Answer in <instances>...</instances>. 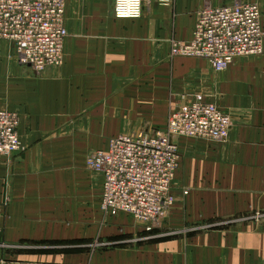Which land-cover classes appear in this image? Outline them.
<instances>
[{"label": "crops", "instance_id": "crops-1", "mask_svg": "<svg viewBox=\"0 0 264 264\" xmlns=\"http://www.w3.org/2000/svg\"><path fill=\"white\" fill-rule=\"evenodd\" d=\"M255 1L264 28V0H144L137 19L115 17L114 0H67L64 61L41 73L0 40V106L21 116L25 147L0 155V264H264V221H225L264 209V53L221 72L170 56L172 39L192 38L204 4ZM196 92L233 124L224 142L178 139L175 181L192 191L182 200L174 184L178 200L160 229L183 233L119 237L89 251L88 237L109 231L88 227V212L97 214L88 152L121 133L164 130L170 109Z\"/></svg>", "mask_w": 264, "mask_h": 264}, {"label": "built area", "instance_id": "built-area-1", "mask_svg": "<svg viewBox=\"0 0 264 264\" xmlns=\"http://www.w3.org/2000/svg\"><path fill=\"white\" fill-rule=\"evenodd\" d=\"M169 5L174 0H156ZM144 0H114L120 19L142 16ZM67 0H0V40L14 45L16 60L36 73L64 61L69 35ZM264 52L262 13L256 2L204 4L196 13L190 40L172 39L170 56L208 60L221 72L239 57ZM18 112L0 106V155L10 156L25 147ZM231 116L203 93L189 96L168 117L155 138L147 133H121L109 138L107 148L87 156L89 170L103 178L100 209L107 216L126 214L144 224L148 232L162 228L178 200L174 181L181 164L178 144L171 136L208 141L228 138Z\"/></svg>", "mask_w": 264, "mask_h": 264}, {"label": "rangeland", "instance_id": "rangeland-1", "mask_svg": "<svg viewBox=\"0 0 264 264\" xmlns=\"http://www.w3.org/2000/svg\"><path fill=\"white\" fill-rule=\"evenodd\" d=\"M157 2L160 3L159 1H157ZM160 4H162V3H160ZM257 4L261 8V5L258 2H257ZM162 5H164V4H162ZM261 9L263 10V8H261ZM262 17H263V13H262ZM200 93H202V92H200ZM220 108L224 112L228 113L232 119L231 113H229L226 109H223L222 107H220ZM171 110L172 109H170V111ZM170 111H169V114H170ZM169 114H168V117H169ZM166 121H168V119ZM232 124H233V120H232ZM229 136H230V134H229ZM229 136H228V138H229ZM180 138H185V137H180ZM228 138L221 140L219 142H224V141L228 140ZM196 140H199V139H196ZM205 141H208V140H205ZM216 142H218V141H216ZM93 151L94 150L88 152V155ZM181 158H182V156H181ZM85 167L88 170V178H89V183H90L89 186L92 187V193L88 194V208L92 209L94 212L97 213V214H95V213L88 212V227H95L97 231H100L99 228L107 225L108 231H109L108 235H105V236H101L100 234H96L92 237H88V250L89 251H92L95 249H100V248H107L108 245L112 247V246H114V245H111L112 240H115L119 237H126V236H137V237L142 236V237H145V236H148V235L154 234V233H156L162 237H165V236L169 237V236H174V235L180 236V232L183 233V231L180 230L179 228L178 229L171 228L170 230L163 228V229H157L158 231H156L154 229L153 231L148 232L145 230L144 224L141 223L143 225V228H144L143 229L141 226L136 225L133 221H131L129 218H127L126 215H124V214H118L116 216H107L101 211L103 213L102 214L99 211L100 197H101L100 191H101V182H102L101 177L102 176L98 173H95V172L89 170L86 165H85ZM174 184L176 187V191L177 190L179 191V195L182 198V200L184 198L188 197V195L192 191V188L187 187V186L177 187L178 183H176V181ZM66 198H68V197H66ZM62 202H64L63 199H62ZM175 203H177V201ZM175 203L172 205L171 208H173ZM171 208H170V210H171ZM170 210H169V212H170ZM232 220L233 221L238 220V221H244V222H253L256 224H260L261 222L264 221V209L258 208L256 210H253L251 213H247L246 215H243V217L225 218L226 222L232 221ZM135 221L138 222L137 220H135ZM195 227L196 226H193L192 228H186V231L188 233L192 232L195 230ZM159 230L163 233L159 234L160 233Z\"/></svg>", "mask_w": 264, "mask_h": 264}, {"label": "water", "instance_id": "water-1", "mask_svg": "<svg viewBox=\"0 0 264 264\" xmlns=\"http://www.w3.org/2000/svg\"><path fill=\"white\" fill-rule=\"evenodd\" d=\"M135 134H140V132H137V133H135ZM149 135H150L151 137L155 138L156 135H157V131L154 132V133H152V134H149ZM179 138H180L179 136L172 135V136H171V142H172L173 144H178V139H179Z\"/></svg>", "mask_w": 264, "mask_h": 264}]
</instances>
